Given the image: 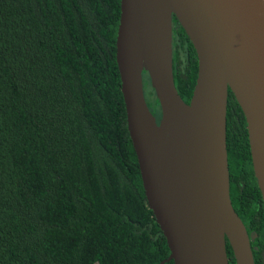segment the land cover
<instances>
[{"label":"trees","instance_id":"16d2710c","mask_svg":"<svg viewBox=\"0 0 264 264\" xmlns=\"http://www.w3.org/2000/svg\"><path fill=\"white\" fill-rule=\"evenodd\" d=\"M120 0H0V264H160L116 62ZM174 19V84L198 63ZM146 103L160 109L143 72ZM230 200L264 264V214L246 121L228 89ZM229 264H235L228 242ZM164 264H174L173 261Z\"/></svg>","mask_w":264,"mask_h":264},{"label":"water","instance_id":"95a60500","mask_svg":"<svg viewBox=\"0 0 264 264\" xmlns=\"http://www.w3.org/2000/svg\"><path fill=\"white\" fill-rule=\"evenodd\" d=\"M197 55L188 103L172 68V17ZM116 62L144 194L169 248L164 264H254L230 200L228 89L246 121L264 214V0H120ZM146 72L159 122L143 91Z\"/></svg>","mask_w":264,"mask_h":264},{"label":"flooded vegetation","instance_id":"af4514ba","mask_svg":"<svg viewBox=\"0 0 264 264\" xmlns=\"http://www.w3.org/2000/svg\"><path fill=\"white\" fill-rule=\"evenodd\" d=\"M174 30H175V27H174V19L172 17V37H173V34H174Z\"/></svg>","mask_w":264,"mask_h":264}]
</instances>
